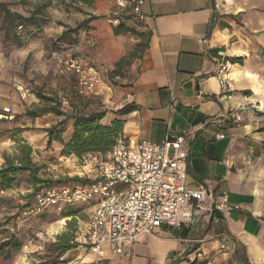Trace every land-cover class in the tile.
I'll list each match as a JSON object with an SVG mask.
<instances>
[{"label": "crops", "instance_id": "1", "mask_svg": "<svg viewBox=\"0 0 264 264\" xmlns=\"http://www.w3.org/2000/svg\"><path fill=\"white\" fill-rule=\"evenodd\" d=\"M221 4L223 9L216 0H149L134 36L127 31L132 23L115 33L107 17L114 12L111 0L98 6L106 17L91 29L99 43L96 61L116 65L144 44L132 81L103 97L111 110L103 123L123 120L121 137L132 144L183 136L189 184L205 185L216 202L227 196L239 205L215 212L218 221L204 213L192 226L164 225L141 235L125 264H170L195 241L201 242L191 253L195 258L264 264V0ZM223 63L231 66L233 79L227 93L215 77ZM128 103L136 109L114 113ZM237 113L239 124L230 117ZM113 256L107 250L102 262Z\"/></svg>", "mask_w": 264, "mask_h": 264}, {"label": "rangeland", "instance_id": "2", "mask_svg": "<svg viewBox=\"0 0 264 264\" xmlns=\"http://www.w3.org/2000/svg\"><path fill=\"white\" fill-rule=\"evenodd\" d=\"M0 1L12 12L31 18L27 22L17 19L10 22L0 11V113L5 115L0 118V168L6 155L18 152V141L24 138L32 146L33 162L40 168L38 176L50 182L51 187L86 183L94 178L96 158L105 160L106 155L66 156L62 155L60 142L53 141L49 146L46 130L64 116L51 111L43 113L41 109L57 107L67 114L111 111L103 97L79 93L76 75L66 63L71 58L98 57L99 43L91 29L96 21L106 17L97 9L108 0ZM111 7L113 11L114 6ZM113 13L107 16L109 22ZM127 23L133 24L127 31L136 35L138 23L125 21L122 24ZM21 24L23 29L18 34ZM74 28L77 31L70 38L61 39L65 31ZM137 56H129L121 74L114 77L115 65L96 62L106 66L105 77L113 87H121L134 78ZM8 107L11 111L7 113L4 108ZM72 131V121L68 120L62 134L65 141ZM33 191L28 173L18 175L12 188L0 187V264H125L126 260L117 256L108 262H97L94 254L78 246L68 251L58 249V237L65 234L74 238L88 219L91 207L83 203L67 204L33 214ZM199 245L200 241L190 243L187 251L170 264H222L214 263L212 256L195 258L191 255Z\"/></svg>", "mask_w": 264, "mask_h": 264}, {"label": "built area", "instance_id": "3", "mask_svg": "<svg viewBox=\"0 0 264 264\" xmlns=\"http://www.w3.org/2000/svg\"><path fill=\"white\" fill-rule=\"evenodd\" d=\"M114 13L110 23L118 27L125 21L140 23L145 19L144 6L149 0H111ZM216 0L217 9H223ZM23 26L18 27V34ZM69 68L76 75L78 91L82 95L108 97L113 85L105 77L107 68L94 58L69 59ZM231 66H218L215 77L224 93L233 90ZM255 108H257L255 106ZM10 112L11 108H4ZM0 113V118L4 117ZM237 124L240 114L230 116ZM183 136L167 138L163 142L144 140L135 144L120 138L106 155L96 158L94 178L73 186L52 187L37 196L31 213L39 214L51 206L83 203L91 207L88 219L76 232L72 243L94 254L102 262L106 251L130 259L141 235L153 234L161 226H192L204 213L238 209L227 196L216 202L211 189L203 184H189L187 150ZM211 202V205H208ZM218 221L217 217L213 218ZM218 237L231 245L230 237Z\"/></svg>", "mask_w": 264, "mask_h": 264}, {"label": "trees", "instance_id": "4", "mask_svg": "<svg viewBox=\"0 0 264 264\" xmlns=\"http://www.w3.org/2000/svg\"><path fill=\"white\" fill-rule=\"evenodd\" d=\"M89 2L90 0H83ZM0 11L4 13V16L10 22L15 19L27 22L31 18H26L20 13L12 12L5 3L0 1ZM23 26V24H21ZM123 24L115 28V33L119 34L121 32L120 27ZM20 26V25H19ZM77 28L65 31L61 37L62 40L70 38L72 33L76 32ZM143 36V33H139ZM144 44L142 41L138 44L135 50L130 54L134 56L140 51V46ZM128 57H123L115 65L112 72V77L119 76L121 74V68L125 62H127ZM40 98L50 100L46 96H39ZM136 109V106L132 103L125 104L121 108L114 111L117 115H126ZM51 111L57 116H64L62 120L57 122L52 127L48 128L46 131L48 133L47 144L53 141H58L63 145L62 155H72L81 158L86 154H100L107 155L116 144L118 139L122 138L124 121L116 118L111 123H103V119L107 115V110H93L90 112H72L67 114L63 110L57 107L42 108L41 112ZM68 120L72 121L73 131L70 135L68 141L63 139V132L65 131V124ZM18 152L14 155H6L5 163L0 168V187L3 189L12 188L15 184L18 175L22 173H28V176L34 185V191L32 196L34 197V202L36 203L37 196L43 193L45 190L52 188L50 182L43 180L38 176L40 168L33 162L32 159V146L26 143L24 138L19 141ZM47 183L46 187L40 188L43 184ZM73 238H69L67 235H61L58 237L57 248L61 251L71 250L75 244L72 243ZM10 244V243H9ZM7 244V245H9Z\"/></svg>", "mask_w": 264, "mask_h": 264}, {"label": "bare ground", "instance_id": "5", "mask_svg": "<svg viewBox=\"0 0 264 264\" xmlns=\"http://www.w3.org/2000/svg\"><path fill=\"white\" fill-rule=\"evenodd\" d=\"M64 220H61L60 222H63Z\"/></svg>", "mask_w": 264, "mask_h": 264}]
</instances>
